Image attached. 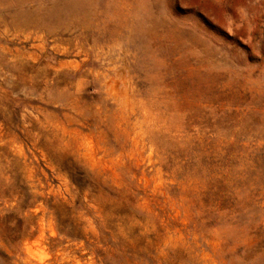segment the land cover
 Listing matches in <instances>:
<instances>
[{"label":"rangeland","instance_id":"1","mask_svg":"<svg viewBox=\"0 0 264 264\" xmlns=\"http://www.w3.org/2000/svg\"><path fill=\"white\" fill-rule=\"evenodd\" d=\"M0 264H264V0H0Z\"/></svg>","mask_w":264,"mask_h":264},{"label":"bare ground","instance_id":"2","mask_svg":"<svg viewBox=\"0 0 264 264\" xmlns=\"http://www.w3.org/2000/svg\"><path fill=\"white\" fill-rule=\"evenodd\" d=\"M63 9V8H62ZM56 15H58V14H56ZM23 16V15H22ZM75 16V15H74ZM56 17V16H55ZM45 24V23H44ZM49 29H50V27H49Z\"/></svg>","mask_w":264,"mask_h":264}]
</instances>
